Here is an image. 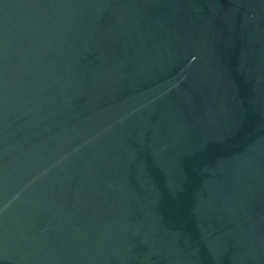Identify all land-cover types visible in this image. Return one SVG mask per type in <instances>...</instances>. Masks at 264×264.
<instances>
[{
	"label": "water",
	"instance_id": "obj_1",
	"mask_svg": "<svg viewBox=\"0 0 264 264\" xmlns=\"http://www.w3.org/2000/svg\"><path fill=\"white\" fill-rule=\"evenodd\" d=\"M0 264H264V0H0Z\"/></svg>",
	"mask_w": 264,
	"mask_h": 264
}]
</instances>
